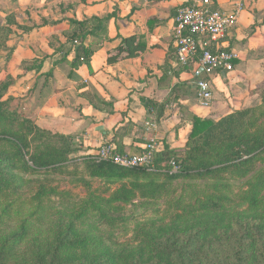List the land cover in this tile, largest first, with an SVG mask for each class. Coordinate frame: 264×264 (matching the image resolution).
I'll use <instances>...</instances> for the list:
<instances>
[{
    "label": "crops",
    "instance_id": "0c3cea01",
    "mask_svg": "<svg viewBox=\"0 0 264 264\" xmlns=\"http://www.w3.org/2000/svg\"><path fill=\"white\" fill-rule=\"evenodd\" d=\"M50 1L42 5L56 7L63 1L74 3L75 10L17 12L18 24L30 30L16 42L12 67L1 76L15 80L8 97L24 98L38 127L68 136L84 158L108 142L122 154H138L152 139L172 152H184L196 119L219 120L259 99L264 0H213L215 9L231 11L241 3L244 10L236 27L211 45L212 50L236 52L239 59L233 72L211 78L210 107L201 104L192 69L182 68L176 57L175 18L189 0ZM86 21L90 35L82 41L92 56L75 66L77 54L69 37L84 31L74 22ZM134 36L146 50L110 63L122 40Z\"/></svg>",
    "mask_w": 264,
    "mask_h": 264
},
{
    "label": "trees",
    "instance_id": "16d2710c",
    "mask_svg": "<svg viewBox=\"0 0 264 264\" xmlns=\"http://www.w3.org/2000/svg\"><path fill=\"white\" fill-rule=\"evenodd\" d=\"M98 21L101 24L104 22ZM74 23L84 29L82 34L75 35V39L71 40L77 54L74 64L77 66L88 62L92 52L82 41L90 35L87 29L89 22ZM12 27L25 32L30 30L20 26L12 16L5 24L0 23V55L6 50L13 34ZM145 50L146 47L138 42L137 37L123 39L117 55L110 57L109 62L136 58ZM14 84L15 80L11 76L3 78L0 71V140L11 142L18 149L25 165L33 171L66 168L75 153L71 139L38 127L32 119L13 109L15 98L7 94ZM259 100L257 106L235 111L219 120L196 119L182 155L177 157L178 154L165 149L157 156L153 171L145 168L126 169L90 157L83 158L81 166L86 177L82 181L88 184L87 180H96L106 187H115L114 193L105 203L119 212L122 210L119 205L130 204L136 198L146 201L165 198L172 191L174 182L184 179L188 180L190 197L194 201L186 204L178 200L173 208L181 211L185 217L218 214L226 210L221 195L233 194L236 181L253 178H248L251 166L264 155V86L259 89ZM16 123L23 128V134L12 129ZM172 157L180 166V172L176 174H171L168 164H165ZM8 170L5 160H0V194L11 189L14 184V177ZM51 195H59V191L55 188H40L35 199L40 201ZM245 199L252 211L264 206V167L255 173ZM97 200L91 199L90 203L98 205L100 200ZM86 210L74 219L82 220ZM104 218L107 219L106 215ZM76 221L72 220L68 225L56 223L52 228V238L55 240L48 251L34 255L29 264L122 263L99 236L80 231ZM211 227L208 226L205 232H172L163 239H154L155 251L147 261L143 257V262L139 261L142 264H264L263 229L257 227L252 231L246 223L230 224L223 234L209 240L207 236L213 234ZM203 234H206L205 238H202ZM25 237L26 231L23 230L2 239L0 264H11L13 247H18Z\"/></svg>",
    "mask_w": 264,
    "mask_h": 264
},
{
    "label": "rangeland",
    "instance_id": "374dc122",
    "mask_svg": "<svg viewBox=\"0 0 264 264\" xmlns=\"http://www.w3.org/2000/svg\"><path fill=\"white\" fill-rule=\"evenodd\" d=\"M52 1L50 3H53ZM42 3L43 0H38L36 3L34 0H0V23L5 24L10 16L16 20L17 12H44L46 9L48 12H64V7L67 8L66 12H73L76 6L74 3L65 5L63 1L56 3V7L55 4L48 6ZM12 29L13 34L7 43V48L0 55L2 75L10 71L16 42L25 35L23 29L17 27ZM75 35L79 36L75 33L69 37V40H74ZM256 101L253 106H257L260 102L259 99ZM12 108L17 109L21 115L32 119L36 124V121L30 117L24 98H15ZM14 125L12 126L14 131L24 133L19 123ZM78 146L74 144L75 154L71 156V163L66 168L33 171L25 165L18 149L11 142L0 140V160H5L10 175L14 177L11 189L0 194V246L3 238L26 231L24 242L18 247H13V252L10 250L11 254L13 253L11 264H29L34 255L48 251L50 244L55 240L52 238L54 234L52 228L56 223L68 225L72 220L76 221L74 217L84 209L87 210L83 219L75 222L77 228L99 236L120 258L121 264H142V257L147 261L155 251L152 240L163 239L172 232L192 230L205 232L208 226H212L213 234L207 236L210 240L216 235L223 234L230 224L246 223L250 225L252 231L257 227L264 230V206L258 211H252L245 199V193L249 190L255 173L264 167V155L251 166L248 178L251 176L253 178L236 181L233 194L221 195L226 210L218 214L185 217L181 211L173 208V204L178 200L186 204L194 201L190 197L188 180L184 179L175 181L170 194L161 200L146 201L136 198L130 204L119 205L122 209L119 212L112 210L105 200L111 197L115 187H106L96 180H87L88 184L82 181L86 177L81 166L84 155L76 153L80 149ZM182 153H176L177 157ZM173 159L175 158L172 157L169 162ZM40 188H55L59 191V195H51L37 201L35 195ZM91 199H99L100 203L94 206L90 203ZM105 215L107 219L104 218ZM205 237L206 234H203L202 238ZM8 245L12 246V243ZM122 256H124L123 261Z\"/></svg>",
    "mask_w": 264,
    "mask_h": 264
},
{
    "label": "built area",
    "instance_id": "2783aa9c",
    "mask_svg": "<svg viewBox=\"0 0 264 264\" xmlns=\"http://www.w3.org/2000/svg\"><path fill=\"white\" fill-rule=\"evenodd\" d=\"M213 5V0H189L178 10L173 28L177 61L182 68L192 69L201 104L205 107H210L214 100L211 78L217 73L233 72L239 59L236 52L219 48L212 50L211 45L220 42L236 27L244 10L241 3L231 11L215 9ZM148 126L156 127L151 123ZM164 151V144L157 139L150 140L138 154H122L113 143L108 142L89 157L126 169L153 171L157 156ZM168 167L171 174L180 172L175 159L168 163Z\"/></svg>",
    "mask_w": 264,
    "mask_h": 264
}]
</instances>
